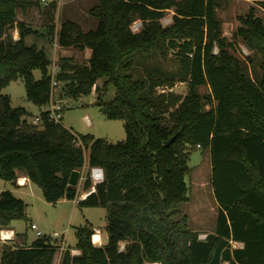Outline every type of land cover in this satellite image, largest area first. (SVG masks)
I'll list each match as a JSON object with an SVG mask.
<instances>
[{"label": "trees", "instance_id": "1", "mask_svg": "<svg viewBox=\"0 0 264 264\" xmlns=\"http://www.w3.org/2000/svg\"><path fill=\"white\" fill-rule=\"evenodd\" d=\"M54 3L46 8L42 31L18 14L21 9L30 15L29 10L41 11L49 3L0 0V178L17 183L22 172L42 188L48 202L56 203L81 195L77 185L69 184L73 170L89 166L83 178L89 190L90 168H104V180L77 204L107 208L108 241L95 245L94 228L79 226L76 249L81 252L65 249L59 264H264V19L256 9L240 17L236 31L249 49L261 54L260 71L252 75L234 53L235 43L224 35L219 0H98L92 10L97 27L87 31L73 19L57 29ZM170 9L172 21L163 25ZM137 20L141 28L134 31ZM31 34L58 37L64 47L90 48L89 64H67L53 76L44 48L27 44ZM138 51H157L163 58L174 51L187 63L188 93H155L159 86L172 88L174 78L135 80L130 71ZM36 69L42 73L39 79ZM19 77L28 100L40 107L50 102L55 78L66 82L74 98L96 90V104L105 116L125 121L126 139L112 143L76 134L53 121L47 110L40 114L42 128L29 122L28 109L14 107L11 96L2 92ZM111 84L116 94L105 100ZM204 85L210 94L201 91ZM174 135L171 145H165ZM188 145H200L211 158L219 211L215 230L205 238L190 228L187 215L180 217L179 205L189 200ZM25 218V200L2 190L0 228ZM121 242H126L123 250ZM1 246L0 264H53L62 244L43 234L31 244L14 239Z\"/></svg>", "mask_w": 264, "mask_h": 264}, {"label": "rangeland", "instance_id": "2", "mask_svg": "<svg viewBox=\"0 0 264 264\" xmlns=\"http://www.w3.org/2000/svg\"><path fill=\"white\" fill-rule=\"evenodd\" d=\"M44 8L38 10H29L23 12L21 9L18 14V19L27 22L28 24L44 31L42 23H44L46 8H52L51 2L56 6L55 9V23L57 29L60 28L61 23L66 19H73L77 21L84 30L95 29L98 24V18L92 12L98 0H40ZM218 15L223 21V32L229 40L235 43L234 53L243 59L248 64L250 73L253 75L254 71H260L261 54L255 49H249L243 38L236 36L237 29L242 25L241 16L246 15L251 7L256 9V14L264 19V7L261 5L262 0H219ZM41 6V7H43ZM174 11L172 9L166 12L162 19L163 25H168L172 21ZM47 15V16H48ZM32 17V18H31ZM46 21V20H45ZM137 25L133 28L134 31H139L141 28V21H136ZM16 38L19 37L17 29L12 31ZM27 44L35 43L38 48H44L51 64L49 70L53 76L64 71L67 64L85 66L89 64L88 48L81 49L75 46L63 47L58 42V37L50 39L48 35L31 34L26 38ZM134 65L131 69L133 77L139 80H150L151 77L174 78L175 84L172 88H164L159 86L157 93L164 91H172L173 93L185 96L189 91V74L187 63L183 62L181 58L176 56L175 52H171V56L163 58L157 51L152 53H144L138 51L134 54ZM254 59V62L249 63V59ZM63 69V70H62ZM71 72L72 70L66 69ZM36 78H40L41 70H34ZM106 78H99L98 84L101 86ZM185 79V80H184ZM69 82V81H67ZM66 82L58 81L55 86L53 94L54 100H62L64 103V111L62 123L66 127L72 129L76 134H95L97 137H105L109 142L116 143L123 141L127 137L125 129V121L121 119H108L101 111L99 105L96 104L98 93L93 90L91 94L74 98L69 96ZM116 87L111 84L109 86L105 100H111L116 94ZM201 91L206 94L211 93L209 86H201ZM4 94L11 96V104L14 107L24 106L30 112L28 121L33 123L35 115L40 113L42 107L34 104L27 98L26 87L21 77L12 80L3 91ZM89 117L91 124L86 121ZM166 116H169L166 114ZM38 127L42 128L40 124ZM89 150L86 151L88 155ZM189 157V173L187 175V183L189 186V200L182 202L179 205L181 211L180 217L187 215L188 225L194 230H199L200 235L213 232L217 223V215L219 205L214 195V190L211 182L212 166L210 153L201 147H194L188 145ZM86 168H84V171ZM20 172L19 174H21ZM92 184L94 181L91 179ZM6 183L8 188H15L9 182L0 178V187ZM80 194L85 190L83 184L77 185ZM0 190V191H1ZM19 197V196H18ZM25 202L27 203V218L15 221V226L21 237L16 238L17 244H20L23 239L28 244H31L36 238L37 230L31 227L32 223H36L38 228L44 234L54 235L57 233L62 247L58 249L53 264H59L62 253L65 249L73 250L76 248L78 241L76 228L79 226L89 225L92 228L99 227L104 233L107 232V208L103 206H78L71 199H64L56 203L48 202L43 194L42 188L36 183L27 188L25 195ZM54 239V238H53ZM122 247L125 248L126 242H121ZM2 246L0 247V249ZM73 253V251H72ZM145 264H161L160 262H151L146 260ZM227 264V263H226Z\"/></svg>", "mask_w": 264, "mask_h": 264}, {"label": "built area", "instance_id": "3", "mask_svg": "<svg viewBox=\"0 0 264 264\" xmlns=\"http://www.w3.org/2000/svg\"><path fill=\"white\" fill-rule=\"evenodd\" d=\"M137 25L136 21L133 23L132 25V29ZM58 85V80H56V78L53 81V91H52V97L50 102L48 103V108L47 111L49 112L50 118L55 121V122H62V118H63V111H64V103L62 100H54L53 98V94L55 91V86ZM42 121L41 119V115L35 117V119L33 120L34 124H40V122ZM86 121L87 123L90 125L91 124V120L90 118L87 116L86 117ZM79 144H82L81 142H78ZM200 147V145H198ZM81 178H84V170L81 171ZM105 177V172H104V168L101 166H94L90 168V178L95 182L94 185L98 182H101L104 180ZM20 182V179L18 180ZM92 186L91 189L84 191L80 196H78L75 200L76 202H78V200L80 198H84L86 196H88L92 191L95 190V186ZM31 227L33 229L37 230V235L38 236H42L44 233L42 232V230H40L37 226L36 223H32ZM100 231L101 229L99 227H95L94 228V234L92 235V240L94 243L99 242L101 240V238L99 237L98 239H95V235L99 234L100 236ZM17 236V233L15 231V229L13 228H0V244L2 243H10L11 241H13ZM55 238H58L57 233H55L54 235H52ZM207 236V234H203L200 235L201 238H205ZM120 249H124V247H122V245L120 246ZM81 251H77L74 250L73 254H79Z\"/></svg>", "mask_w": 264, "mask_h": 264}, {"label": "crops", "instance_id": "4", "mask_svg": "<svg viewBox=\"0 0 264 264\" xmlns=\"http://www.w3.org/2000/svg\"><path fill=\"white\" fill-rule=\"evenodd\" d=\"M259 16V15H258ZM22 20V19H21ZM64 47V46H63ZM75 47H78V46H75ZM79 48H81V49H84V48H82V47H79ZM85 48H88V47H85ZM89 49V52L91 51V49L90 48H88ZM89 55L91 56V53H89ZM90 56H89V58H90ZM47 108H48V106H43L42 107V109H41V111H40V113H38V114H36L34 117H37V116H39L40 114H41V112L43 111V110H47ZM29 112H32V111H30V110H28ZM95 135V134H94ZM211 166H212V164H211ZM85 168H86V170H89V166L86 164L85 165ZM85 170V171H86ZM20 179V182L19 181H17V183H12L14 186H15V188H8V189H10V190H12V192L16 195V196H19V197H21V198H23V199H25V195H26V193H27V188H31V186L33 185V184H35L27 175H25L24 173H21V174H19V176H18V180ZM79 184H83V179H80V181H79ZM4 187H7V185H6V183H4V185L3 186H1L0 187V190L1 189H3ZM2 191V190H1ZM0 191V192H1ZM84 191H86V190H84ZM81 193V191H79V194ZM84 198H86V197H84ZM83 198V199H84ZM64 199H67V198H61L59 201H61V200H64ZM72 200V199H71ZM72 201H74L76 204H77V202H76V200H72ZM187 202V201H186ZM78 205V204H77ZM15 221H13V223L10 225V228H13V229H15V231H16V233H19V231L17 230V228H16V226H15ZM17 237H19V236H16V238ZM101 238V240L99 241V242H96V243H94L95 245H100V246H102V245H104V244H106L107 243V241H108V232H106V233H104L102 230L100 231V236H99V234H97V235H95V239H98V238ZM16 238H15V240H16ZM20 238V237H19ZM14 241V240H13ZM0 247H1V244H0ZM74 250H77V251H80V249H76V248H74L73 250H71V251H74Z\"/></svg>", "mask_w": 264, "mask_h": 264}, {"label": "water", "instance_id": "5", "mask_svg": "<svg viewBox=\"0 0 264 264\" xmlns=\"http://www.w3.org/2000/svg\"><path fill=\"white\" fill-rule=\"evenodd\" d=\"M175 138H176V135H174L170 139L166 140L165 145H167V146L171 145V143L175 140ZM81 174H82L81 170H79V169L73 170L71 175H70V178H69V184L78 185L80 178H81Z\"/></svg>", "mask_w": 264, "mask_h": 264}, {"label": "bare ground", "instance_id": "6", "mask_svg": "<svg viewBox=\"0 0 264 264\" xmlns=\"http://www.w3.org/2000/svg\"><path fill=\"white\" fill-rule=\"evenodd\" d=\"M97 235V234H96Z\"/></svg>", "mask_w": 264, "mask_h": 264}]
</instances>
